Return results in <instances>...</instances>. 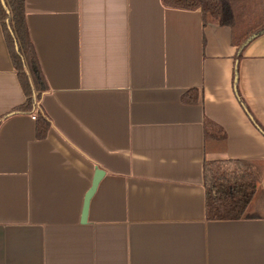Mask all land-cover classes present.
<instances>
[{
  "label": "crops",
  "instance_id": "crops-1",
  "mask_svg": "<svg viewBox=\"0 0 264 264\" xmlns=\"http://www.w3.org/2000/svg\"><path fill=\"white\" fill-rule=\"evenodd\" d=\"M244 1L262 19L243 35L264 26V0ZM25 12L44 91L10 116L26 97L0 10V264H264V178L247 217L218 221L204 176L264 164V33L241 51L231 28L162 0Z\"/></svg>",
  "mask_w": 264,
  "mask_h": 264
},
{
  "label": "trees",
  "instance_id": "trees-1",
  "mask_svg": "<svg viewBox=\"0 0 264 264\" xmlns=\"http://www.w3.org/2000/svg\"><path fill=\"white\" fill-rule=\"evenodd\" d=\"M162 3L169 9L200 11L205 25L217 23L222 27L231 28L241 51L264 33V26L244 35L239 32L240 28L247 26L252 20V7L248 1L162 0ZM7 6L10 12L8 7L0 4L2 24L13 64L26 97L25 104L10 116L20 113L36 114L37 104L44 91V81L30 40L25 0H7ZM241 103L244 105L242 100ZM36 119L43 123L44 135L48 126L47 121L40 113ZM255 124L264 134L262 126L256 121ZM214 127L215 125L210 122L207 124L208 136L224 139L225 134L220 129L215 132ZM204 176L208 194V219L240 220L248 216L258 185L264 178V164L249 161L209 162L204 166ZM262 200L264 194H261L258 200L261 206Z\"/></svg>",
  "mask_w": 264,
  "mask_h": 264
},
{
  "label": "rangeland",
  "instance_id": "rangeland-1",
  "mask_svg": "<svg viewBox=\"0 0 264 264\" xmlns=\"http://www.w3.org/2000/svg\"><path fill=\"white\" fill-rule=\"evenodd\" d=\"M252 20L251 23L245 27L240 28V33L247 32L253 30V26H257L259 22H261V9L259 6L252 4Z\"/></svg>",
  "mask_w": 264,
  "mask_h": 264
},
{
  "label": "water",
  "instance_id": "water-1",
  "mask_svg": "<svg viewBox=\"0 0 264 264\" xmlns=\"http://www.w3.org/2000/svg\"><path fill=\"white\" fill-rule=\"evenodd\" d=\"M2 3H3L4 6H6V4H5V0H2ZM254 38H256V36H254ZM236 81H237V80H236ZM98 182H99V177L96 179V182H95V184H94V186H93V189L91 190V192H90V193L88 194V196H87V203H86V208H85L84 217H85L86 214H87V209H88L89 200L91 199V197H92V195H93V193H94V191H95V189H96V187H97Z\"/></svg>",
  "mask_w": 264,
  "mask_h": 264
},
{
  "label": "built area",
  "instance_id": "built-area-1",
  "mask_svg": "<svg viewBox=\"0 0 264 264\" xmlns=\"http://www.w3.org/2000/svg\"><path fill=\"white\" fill-rule=\"evenodd\" d=\"M36 119V117H34Z\"/></svg>",
  "mask_w": 264,
  "mask_h": 264
}]
</instances>
